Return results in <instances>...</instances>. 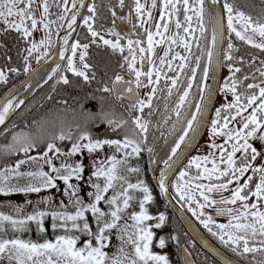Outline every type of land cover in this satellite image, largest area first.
Returning <instances> with one entry per match:
<instances>
[{
  "label": "snow or ice",
  "instance_id": "snow-or-ice-1",
  "mask_svg": "<svg viewBox=\"0 0 264 264\" xmlns=\"http://www.w3.org/2000/svg\"><path fill=\"white\" fill-rule=\"evenodd\" d=\"M34 3L35 0H0V23L4 25L0 32L14 30L19 34V38L29 45L20 53L23 59L22 69L7 66L0 68V84H7L9 74L20 75L21 71L34 73L35 70L32 69L30 61L33 53H40L36 57L38 63L41 59L50 57L48 49L53 46L54 34L51 26L55 24L57 34L65 27L68 30L62 37L63 47L57 52L59 59L65 63H56L47 80L56 77L57 84L62 82L67 85L70 81L66 73L69 72L83 78L85 82L95 79L93 65L88 63V50L92 45L107 47L112 53L121 55L119 65L121 71L111 78V86L105 83L100 90L114 95L117 101L127 99L129 101L127 110L138 114L131 118V125L128 127H126L129 125L128 120L109 118L101 114L100 122L107 123L114 133L122 136V139L94 138L89 131H81L79 125L69 126L66 129L62 127L58 133L51 134L47 139L23 131L11 136V143L3 146V151L9 155L23 153L25 159H20L13 166H6L0 170V194H39L42 191L57 188V181L60 180L65 185L63 191L68 197V203L60 201L58 210L55 211L40 210L38 207L40 203L51 202V198L41 197L37 202V209L28 215L14 217L0 212V260L6 256L8 264H13V261L15 264H170L168 255L151 250L155 235L152 228L160 229L167 217L164 213L156 217L149 214L145 205L153 201L152 191L143 179H138L136 183L130 181L129 175L139 174L141 169L130 167L128 160L133 155L139 156L144 150L143 146L147 142L151 123L150 120L144 119V109H149L147 113L149 117L153 115L152 100L157 93V88L151 87V91L146 94V99H141L138 90L141 87L159 85L165 69L169 72L181 73L189 67L188 61L194 55L193 43L190 40L195 41V47L200 54L195 55L194 67L190 69V74L186 77L185 90L178 96L173 109L177 123L181 121L182 112H188L190 115L185 117L180 134L174 146L171 147L168 158L162 161L165 170L159 172L158 187L161 193L168 197L173 195L169 192V188L174 187L175 194L178 196L176 202L181 207L186 205L187 210L199 223L231 252L241 257L248 253H258L264 257V164L259 167L253 164L258 157L264 159V154L249 143L250 139L264 142V60L259 61L255 72L245 73L242 78H238L236 74L241 73L242 69L235 65L246 63L249 68H252L255 66V59L245 61L243 57H235L233 53L239 49L232 39L235 36L237 40L264 51V16L253 18L241 11L235 5V0L231 2L230 0H208L207 8L206 0H160L159 3L158 0H150V7L148 0L143 2L133 0L126 19L131 23L134 10L139 20L138 26L143 29V34L146 36L145 47V41L139 39V34H137L138 38L133 40L130 35L126 37L115 31L114 27L104 29L106 34L114 37V39H106L105 35L94 27L97 19L95 0L87 6L90 14L83 17L79 9L86 7L84 0H71V7H69V0H51V3L50 0H41L42 12L39 19L32 11ZM217 4L221 5V11L216 9ZM52 5H55L58 10L56 20L50 19L53 15L50 12ZM118 6L124 8L125 0H118ZM157 9L160 11L159 21L154 23L155 32H153L148 25H152L155 21L152 10ZM110 10L113 17L112 23L115 25L116 12L114 9ZM181 11L183 21L180 19ZM68 13L71 14L68 15ZM78 17L82 19L83 26L86 27L85 39L88 42L81 43L77 33L74 42L69 43L72 33L78 26ZM193 21H195V28ZM38 25L42 26L45 36L36 42L30 38ZM170 25H174L176 30L173 36L166 35ZM132 26L137 27L136 24ZM197 32L199 38L196 35ZM154 36L160 39L154 40ZM122 39H126V46L121 44ZM225 39L228 43L227 48L223 50V60L227 62L230 75L225 79L222 90L230 92L233 99L228 102L225 97L226 102L215 110V117L210 127V142L206 145L209 152L190 157L187 165L179 171L173 185L169 174L173 172L180 158L182 145L190 147L195 139L197 128L201 124L207 107L205 100L211 96L207 84L209 68L214 62L217 67L220 66L221 49ZM201 40L205 42L204 47H201ZM165 41H168V48L163 56L159 57L160 66L157 67L156 60L146 54L154 55V44H163ZM173 45L182 46L183 52L187 55H182L179 51L174 52ZM2 47H4L3 44H0V48ZM41 48L45 51L40 52ZM126 49L128 54L124 55ZM205 57L207 66L202 70L201 82L196 85L199 102L188 103L196 72L200 70V61ZM7 60L10 61L11 57H7ZM176 60L180 63L174 64ZM138 61L139 68H137ZM145 62L148 65L147 71L143 70ZM124 73H127L128 79H125ZM256 73H259L258 77ZM154 76L155 79H153ZM164 79L166 87L167 82L170 81L171 87L168 88L167 96L171 97L172 89L177 88L179 76L174 75L169 78L164 75ZM247 80L252 82L244 85V81ZM27 86L31 87L30 84ZM238 86L243 90L238 91ZM195 99L196 97H193V100ZM24 103V99L14 95V89L9 90L8 94L0 99V126H4L10 114ZM249 109L252 111L246 116L243 115ZM165 113L164 122L167 123L171 119V116L167 115V105ZM230 124L240 127H230ZM175 128L174 123L172 131H175ZM217 136L225 137L224 142L217 143ZM57 141H71L70 150L63 151L57 146ZM41 144L45 147L43 153L29 155ZM105 146L114 148L115 152L111 156L92 159L93 171L86 181L83 176L85 165L82 159L74 164L67 163L65 160H61L59 166L53 163L54 159L60 157H72L77 154L83 156L85 151L91 157ZM147 151L150 154V162L155 163L151 157L153 149L147 148ZM117 153H122L123 157H119ZM237 153H241V156L237 157ZM29 162L37 163L39 165L37 170L21 171V166ZM209 164L211 167H208ZM44 165H47L50 170L44 171ZM250 171L251 175H246ZM101 178L103 183L100 182ZM254 178L255 183H253ZM73 179L77 181L76 184L71 183ZM21 180L25 183L21 184ZM205 180L208 183H203ZM241 180L244 182L240 183ZM81 181L93 189L87 193L89 202H85L80 195ZM233 184L235 187H230ZM109 190L111 195L107 196ZM137 191L142 194V198L139 199L140 211L129 214L132 224L120 225L122 213L129 208L130 201L137 199L131 193ZM224 192L230 194L224 196ZM213 194H219V200L215 199ZM102 202L107 205V210L100 207ZM69 205L75 209L73 212L68 211ZM205 208H214L217 216H226L227 223H217L211 214L205 213ZM16 211L21 212V206L17 205ZM87 213L95 218V230L89 223ZM49 217L51 218L50 227L62 234L56 235L54 240L45 239L43 242L21 238L19 234L27 232L31 223H35L39 232H46L44 222ZM153 219L157 221L154 225L146 223ZM112 229H117L121 244L118 254L109 256L105 248L110 242ZM9 230L13 233L11 238H8ZM80 234L88 239L83 246L78 247ZM171 239L177 242L179 240L178 237H171ZM125 245L131 246V255L124 251ZM158 246L160 249L165 248V238H158ZM184 252L187 261L190 253L187 248ZM187 264L191 262L188 261ZM224 264H234V262L225 259ZM253 264H264V259L256 260L254 256Z\"/></svg>",
  "mask_w": 264,
  "mask_h": 264
},
{
  "label": "trees",
  "instance_id": "trees-1",
  "mask_svg": "<svg viewBox=\"0 0 264 264\" xmlns=\"http://www.w3.org/2000/svg\"><path fill=\"white\" fill-rule=\"evenodd\" d=\"M103 1L106 0H95L97 6V19L95 23L99 24V26L97 27L98 29L101 26L100 19H107V16L109 15V10L107 8L101 9L99 7L100 3H102ZM131 1L132 0H128V2ZM54 10L56 12V9ZM55 18L56 14H53L52 19L54 20ZM82 30L84 31V35L79 36V38L83 43L88 42V40L85 39L87 33L84 29ZM79 33H81V29ZM100 48L101 47H97V51L104 50ZM90 50L92 49H89L88 51ZM99 54L100 57L97 59L94 55H89L88 63L94 66V70L98 75H102L104 74L105 59L103 58L104 55L102 52H99ZM66 75L68 76V79L70 81L69 84L65 85L62 82L57 84L56 77H54L36 95V97L32 99L28 104H26L25 107L0 132V170L6 166L9 167L11 164V157L9 154L3 151L2 144H10L11 136L14 133L21 132L26 128L37 129L42 127L43 125H45L46 127H51L49 123L58 122V124L62 123L63 125H61L65 129L69 126L79 125L81 131H89L94 138L105 139L104 123L100 122L101 115L97 107L102 106V104L105 103L106 94H104V92L100 90L103 88V86L93 88L87 83H82L81 77H77L70 72L66 73ZM60 119H62V121H60ZM5 129H10V131H5ZM52 131L54 130L51 129L50 131H48L43 138H49L52 134ZM177 137L178 135H176L174 138H168L165 143V147L161 148L158 155H164V157H168L171 147L174 146V142ZM44 150L45 147L43 144H41L38 149H34L31 152V155H38L40 153H43ZM140 155L130 160L129 166L139 167L141 169V172L139 174H130L129 179L132 183H136L138 179H143L151 189L154 199L153 201L145 205V207H147L149 210V214L155 217L160 213H164L167 217L164 225L160 229H156L154 227L152 228V231L155 234L152 244L154 252L168 255L170 264H184L181 258V247L185 245L194 255L197 264H218L214 260H212L206 253L202 252L195 243H193L175 215L162 201L158 188L155 185L154 177L152 175H149V171L153 169V163L150 162V159H141ZM133 156L135 157V155ZM142 172H147L148 174L140 175ZM106 195L110 196L111 190H109V193ZM100 207L107 210V205L103 204V202L101 203ZM86 215L88 216L90 225L93 227V230H95V218L92 217L90 213H87ZM50 225L51 218L49 217L46 218L44 222V227L47 229L46 232H39L35 223H31L29 225V230L19 235L22 239L32 240L34 242H43L45 239L54 240L56 235L62 233L53 230ZM12 235L13 233L11 232V230H9L8 238H11ZM80 236L81 238L78 242V247L83 246V244L88 239V237L83 234H80ZM159 237H163L166 240V246L163 249H160L158 246ZM171 237H178V242L175 239H171Z\"/></svg>",
  "mask_w": 264,
  "mask_h": 264
},
{
  "label": "flooded vegetation",
  "instance_id": "flooded-vegetation-1",
  "mask_svg": "<svg viewBox=\"0 0 264 264\" xmlns=\"http://www.w3.org/2000/svg\"><path fill=\"white\" fill-rule=\"evenodd\" d=\"M70 1L71 0H69V3H70ZM50 3H51V0H50ZM91 3H92V0H90L89 5ZM95 4H96V2H95ZM132 5H133V0L131 2H128V0H125V7L124 8H120L118 6V0L103 1L102 3H100L99 7L101 9L107 8L109 10V15L107 16V19H102V18L100 19L101 20V26L99 29L97 28L99 26L98 23H95L94 27L97 30L101 31V34L105 35L106 39H114V37L111 36L110 34H106L104 32L105 28H113L114 27L115 31L121 33L123 36H126V37L130 35L133 40H136L138 38L137 34H139V39L145 41V44H144V46H145L146 45V36H144V34H143V29L139 28V26H138L139 20L136 18V14H135L134 10L132 11L131 23L129 22L128 19H126V17H128V15H129V11L132 8ZM54 9H56V12ZM110 9H114L116 12L115 25H113V23H112L113 17H112ZM50 12L52 14H56L58 12L55 5L51 6ZM89 14L90 13H88V11H86L84 16H87ZM189 14H191V13H189ZM56 18L54 20H56ZM50 19L53 20L52 15L50 16ZM180 19H181V21H183V12L182 11L180 14ZM133 24H136L137 27L133 28V26H132ZM3 27H4V25L2 23H0V29H3ZM51 27H52L53 31L57 28L55 24H53ZM193 27L194 28L196 27L195 21H193ZM82 29H84L86 31V27L83 26V21L81 24V33H79V36L84 35V31ZM181 35H183L182 32H181ZM196 35L199 38L198 32L196 33ZM30 39H32V37ZM190 42L193 43L192 53L194 55L188 61L189 67L185 68L183 70V72H181V73L169 72L165 69L164 75H166L167 77L170 78L174 75L179 76L177 88L172 89L173 94L171 97L167 96V91H168V88L171 87V84H170V81H168L167 87H166V81L164 79V75L161 76V80H160L159 85H152L150 87H141L138 90L140 98L146 99V94L151 91V87L157 88V93L153 97V100H152V109L151 110L153 112V115L149 117L147 115V113L149 112V109L148 108L144 109V119H148L151 121V123L149 125L150 130L154 129L153 125H155V124L157 125L158 123L161 122L160 121L161 119L159 118V115H161L160 113H163L162 114L163 115L162 122H164L165 116H166V113H165V106L166 105H167V115H175V112L173 111V109L175 108V104L178 100V96L180 94H182V92L185 90V85L187 82L186 77L190 74V69L192 67H194L195 55L200 54V51L195 47V41L190 40ZM0 44H3V46H4V47L0 48V68L7 66V67H17V68L22 69L23 59H22V55H20V53L22 52L23 48H25L29 45H27L25 43V41L20 39L19 34L16 33L14 30L0 32ZM121 44L126 46V39H122ZM204 45H205V42L203 40H201V47H204ZM93 46H95V48H93ZM238 46L246 48V45H239L238 44ZM91 47L93 48V52H94L96 58L97 57L99 58L100 57L99 52H102L104 55L103 58L105 59L104 74L98 75L95 72L96 78L92 79V80L96 81L95 83H93L94 86L95 87H102L105 83H107V84H109V86H111V78L114 77V75L117 72L121 71V69L119 67V65L121 63V55L119 53H112L111 50L107 47H101L100 49H104V50H99V51H97L96 45H92ZM134 47H135V45H134ZM167 48H168V44H167L165 51L167 50ZM172 48H173L174 52L179 51V52H181L182 55H187V53L183 52L182 46L178 47L176 45H173ZM127 54L128 53H127V49H126L124 55H127ZM9 56L11 57L10 61L7 60V57H9ZM255 60L259 66V61L264 60V59L260 58V57H255ZM30 61H31V59H30ZM179 63H180V61H178V60L174 61V64H179ZM36 64H38V62ZM139 67H140V63L138 61L137 68H139ZM203 68H204V59H202L200 61V70H198L196 72V79L193 82V87L191 89V93H190L188 103H191L193 100V97H196V94H197L196 85L199 84ZM143 70L144 71L148 70L147 62H145ZM255 70L256 69H252V71L250 73L255 72ZM26 74L27 73H24L23 71H21L20 75L9 74V79H8L7 84H0V98L4 93H6L9 90V88H11L17 81H19L21 78H23ZM124 75H125V79L129 78L127 73H124ZM256 75L258 77L259 73H256ZM153 79H155V76L153 77ZM104 94H106V98H105V105H104L103 109L108 114L109 118L116 119L115 115L119 114L122 119L130 121L131 117L128 118L127 117L128 115L134 117L138 114L137 112H134V111L129 112L127 110L128 105H129V101L127 99H124L122 101H117L114 95H111V94L106 93V92ZM183 115L188 116L189 113L188 112H182V116ZM174 121H176V117H175ZM106 130L108 131L109 136H111L113 131L108 124H106ZM149 132H151V131H149ZM172 132H174V131H172ZM255 182H256V179L254 178L253 183H255ZM216 240L227 252H229L231 255L236 257L238 260L244 262L245 264H253V257L254 256H255L256 260L264 259V257H261L260 254H258V253L257 254L248 253L244 257L238 256L235 253L231 252L228 248L223 246L217 238H216Z\"/></svg>",
  "mask_w": 264,
  "mask_h": 264
},
{
  "label": "rangeland",
  "instance_id": "rangeland-1",
  "mask_svg": "<svg viewBox=\"0 0 264 264\" xmlns=\"http://www.w3.org/2000/svg\"><path fill=\"white\" fill-rule=\"evenodd\" d=\"M143 2V0H142ZM160 2V0H158V3ZM148 6L150 7V0H148ZM32 11L34 12L35 16L39 19L41 12H42V8H41V0H35V3L32 5ZM153 11V16L155 17V21L153 22L152 25H148L149 27H151L152 31L155 32V27H154V23L159 21V15H160V11L159 9L157 10H152ZM176 30L174 28V25H170L169 27V32L166 33L167 36H173L175 34ZM45 36V32L42 28L41 25H38V28L36 31L33 32V36L32 39H34L36 42H39L41 39H43ZM160 37L158 36H154V40H159ZM168 41H165L163 44H154V48H155V54L151 55V54H146V55H150L152 59L156 60V66L159 67V57H161L167 47ZM251 46V45H250ZM146 47V45H145ZM93 48H95V46H93ZM45 51L44 48L40 49V52ZM49 51V49H48ZM39 52L33 53V56L30 58L31 59V67L36 66L37 63V59L36 57L39 55ZM77 66L79 67V60L77 57ZM218 97L220 96L219 100H217V103L221 102V105L224 104L223 101V96L221 95V91H219L218 93ZM229 99H232V97L227 96ZM225 99V97H224ZM98 110L101 114H105L108 116V114L104 111L103 108L98 107ZM252 110L249 109L248 112L243 113V115H248ZM118 114H116L115 116H117ZM159 118L161 119V121L163 120V116L159 115ZM239 119V117L237 118ZM59 121V120H58ZM60 121H62V119H60ZM51 125V127H46L45 125H43L40 128H26L23 129L24 132L28 133L30 132L33 136H40L41 138H43L45 136V134H47L48 131H50L51 129H57L55 127L59 126L60 124H58V122H52L49 123ZM230 127H240L239 125L236 124H230ZM49 128V129H48ZM161 128V127H160ZM48 129V130H46ZM210 126H208L199 142V144L197 145L194 154L198 155V154H207L209 152L208 147H206V145L210 142ZM110 139V137H109ZM225 140V137L222 136H217L216 137V142L217 143H223ZM249 143H252L254 147L257 148V150H260L262 152V154H264V142L258 141V140H249ZM7 145V144H6ZM2 146H5V143L2 144ZM228 147H230V144L228 145ZM129 151H131L129 149ZM102 152H106L109 154H105L106 156H111L114 152L115 149L114 148H109L108 146L105 148H103L102 150H97L92 159H96V158H104V156L102 155ZM218 154V153H217ZM51 155V153H50ZM117 155L119 157H123L122 153H117ZM241 155V153H237V157H239ZM83 160V163L85 165V170L83 173L84 176V180L86 181L88 176L91 175L92 171H93V166H92V159H90L89 155L86 153L83 156L80 157V160ZM19 160V159H18ZM16 158H11L12 162H17L18 161ZM61 160H65L67 163L70 164H74L76 161V159H74V157H65V158H61L60 161L57 162V166L60 165ZM254 166L259 167L260 165L264 164V159H261L260 157L257 158L256 161L253 162ZM39 167V165L37 163L34 162H29L26 167L21 166V171H35L37 170V168ZM131 167V166H130ZM208 167H211V164L208 165ZM223 167V165H222ZM44 171H47L45 169V167L43 168ZM50 170V169H49ZM246 175H251V171L249 173H247ZM130 176V175H129ZM95 179V178H93ZM75 180V179H73ZM72 180V181H73ZM102 181V178H101ZM21 184L25 183L24 180L20 181ZM82 183H80V193L82 192L83 194H80L81 196H83L85 202H89L90 198H88L87 193L89 191H93V189H91V187L89 185H86L84 183V181H81ZM244 180H241L240 183H243ZM77 181H75L73 184H76ZM203 183H208V181H203ZM57 188L54 189H49V190H45L42 191L39 194L36 193H31V194H23V193H12L9 195H3L0 194V212L6 214V215H12L14 217L16 216H25L28 215L30 213H32L34 210L37 209V202L41 199V197H45V198H51V202L50 203H40L38 205L40 210H47V211H55L58 210V206L60 201H64L66 204L68 203V197L65 195L64 193V188L65 185L63 184V181L58 180L57 181ZM230 187H235V184L231 185ZM133 194L135 197H137V199H134L132 201H130V206L128 209H126L123 213H122V219L119 222L120 225H123L124 223H128V224H132L133 221L129 219V214L132 212H139L140 208H139V199L142 198V194L140 192H133L131 193ZM230 193L229 192H224L223 195L224 196H228ZM214 198L219 200L220 196L219 194H213ZM31 201V203H28V201ZM33 200V201H32ZM36 200V201H34ZM251 203V201H250ZM19 205L22 208L21 212H17L16 211V206ZM186 206V205H185ZM193 207H195V205H193ZM75 209L69 205L68 207V211L73 212ZM206 214H211L214 218V220L217 223H227V217L226 216H217L216 212L214 210V208H205L204 209ZM192 214V213H191ZM152 223V221H151ZM108 233H106L107 235ZM118 231L117 229H112L111 230V235H110V242H108L107 247L105 248L106 252L109 254V256H113L114 254H118V248L121 244L120 240L118 239ZM124 251L126 253H128L129 255L132 254V248L130 245H125L124 246ZM154 252V251H153ZM156 253V252H155ZM0 264H8V260L7 257L5 256L3 260H0ZM13 264H15V262L13 261Z\"/></svg>",
  "mask_w": 264,
  "mask_h": 264
},
{
  "label": "water",
  "instance_id": "water-1",
  "mask_svg": "<svg viewBox=\"0 0 264 264\" xmlns=\"http://www.w3.org/2000/svg\"><path fill=\"white\" fill-rule=\"evenodd\" d=\"M89 0H84V3L87 7ZM207 5H208V0H207ZM209 6V5H208ZM86 7L79 9L81 17L83 16ZM216 9L218 11H221V5L217 4ZM71 13H68L70 15ZM81 22V18H77V27L75 31L72 33V39H70L69 43H72L75 35L78 31L79 25ZM67 28L65 27L64 29L61 30L60 35L58 37V40L50 52V57L47 59H44L38 66H36L33 70L34 73H29L25 78H23L20 82H18L13 88L10 90L14 89V95L16 96L18 93L21 92L19 98L24 99L25 103L21 105L19 109H17L14 113L10 114L9 118L6 120L5 125L10 121V119L28 102L30 101L35 94L43 87L45 86V80H47L48 75L51 74V69L55 67L56 63H61L64 64V61H61L57 55V52L63 47L62 44V37L67 34ZM224 43L223 42V48H224ZM223 48L221 49V63L220 66L217 67L215 62L210 66L209 68V79L207 80L208 88L211 91V96L210 98L205 100L206 104V110L205 114L202 118L201 124L197 128V132L195 134V139L192 141V146H186L182 145V152L180 155V158L177 160L173 172L170 173V180L172 182L174 176L177 174V172L181 169L183 164L187 161L191 153L194 151L196 148L197 144L199 143L201 136L206 128V125L208 123L209 117L211 115L215 98L217 95V90L220 82V77H221V70H222V60H223ZM261 53V52H259ZM262 54V53H261ZM49 80H47L48 82ZM31 85L29 88L27 85ZM9 92V91H8ZM8 92L1 98L3 99ZM4 125V126H5ZM4 126H0V131ZM165 170L163 165L161 169L157 172L155 181L158 187V177H159V172ZM159 189V187H158ZM160 191V189H159ZM169 192H171V187L169 188ZM161 193V191H160ZM162 200L167 203L168 207L174 212L175 216L178 218L180 223L183 225V227L186 229L187 233L191 236L193 241L199 245L203 251L208 253L212 258L217 260L220 264H224L225 259L233 261L234 264H243L242 262L238 261L237 259L233 258L231 255L226 253L224 250H222L216 243H214L206 234L205 232L201 229V227L196 223V221L190 216V214L183 208L181 207L175 200V198L172 196L168 197L165 196L163 193H161ZM205 244H207V247H205ZM186 247H183V261L184 264H187L188 261L191 262V264H195L193 257L191 254L188 256L187 261L185 259V252L184 249Z\"/></svg>",
  "mask_w": 264,
  "mask_h": 264
},
{
  "label": "bare ground",
  "instance_id": "bare-ground-1",
  "mask_svg": "<svg viewBox=\"0 0 264 264\" xmlns=\"http://www.w3.org/2000/svg\"><path fill=\"white\" fill-rule=\"evenodd\" d=\"M247 82H248V80H247L246 82H244V85H246V84H247Z\"/></svg>",
  "mask_w": 264,
  "mask_h": 264
}]
</instances>
